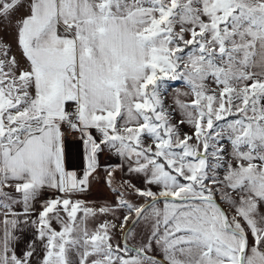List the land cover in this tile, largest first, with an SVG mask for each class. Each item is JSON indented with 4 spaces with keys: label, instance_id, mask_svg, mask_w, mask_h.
Segmentation results:
<instances>
[{
    "label": "snow or ice",
    "instance_id": "1",
    "mask_svg": "<svg viewBox=\"0 0 264 264\" xmlns=\"http://www.w3.org/2000/svg\"><path fill=\"white\" fill-rule=\"evenodd\" d=\"M0 264H264V0H0Z\"/></svg>",
    "mask_w": 264,
    "mask_h": 264
},
{
    "label": "crops",
    "instance_id": "2",
    "mask_svg": "<svg viewBox=\"0 0 264 264\" xmlns=\"http://www.w3.org/2000/svg\"><path fill=\"white\" fill-rule=\"evenodd\" d=\"M22 15V13H20ZM80 151V148H79ZM87 200H96L102 201L105 198L111 199L110 194L108 193L107 189L104 187L103 183H97L91 190V194L84 197Z\"/></svg>",
    "mask_w": 264,
    "mask_h": 264
},
{
    "label": "rangeland",
    "instance_id": "3",
    "mask_svg": "<svg viewBox=\"0 0 264 264\" xmlns=\"http://www.w3.org/2000/svg\"><path fill=\"white\" fill-rule=\"evenodd\" d=\"M69 160L73 163H78L80 161V151L79 145L73 141H69L68 145Z\"/></svg>",
    "mask_w": 264,
    "mask_h": 264
},
{
    "label": "built area",
    "instance_id": "4",
    "mask_svg": "<svg viewBox=\"0 0 264 264\" xmlns=\"http://www.w3.org/2000/svg\"><path fill=\"white\" fill-rule=\"evenodd\" d=\"M71 140V139H70Z\"/></svg>",
    "mask_w": 264,
    "mask_h": 264
}]
</instances>
